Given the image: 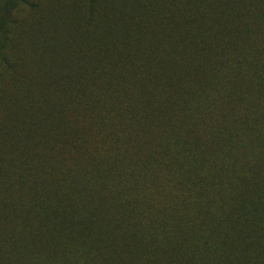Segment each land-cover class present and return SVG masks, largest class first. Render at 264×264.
<instances>
[{
  "label": "rangeland",
  "instance_id": "rangeland-1",
  "mask_svg": "<svg viewBox=\"0 0 264 264\" xmlns=\"http://www.w3.org/2000/svg\"><path fill=\"white\" fill-rule=\"evenodd\" d=\"M12 6L0 264H190L179 243L227 228L264 176V0Z\"/></svg>",
  "mask_w": 264,
  "mask_h": 264
},
{
  "label": "trees",
  "instance_id": "trees-1",
  "mask_svg": "<svg viewBox=\"0 0 264 264\" xmlns=\"http://www.w3.org/2000/svg\"><path fill=\"white\" fill-rule=\"evenodd\" d=\"M12 1L0 0V30L6 24V18L13 10ZM136 11L135 9L134 12L136 13ZM0 60L14 69L15 64L9 60L7 55H2ZM29 124H31L29 129L21 135L18 141L20 149L26 147L31 131L35 129L34 121ZM23 166H27L26 162L23 163ZM243 176L249 180L248 183L256 178L258 192L254 203L249 206L248 192H243L242 195L230 201L233 212L229 215L227 228H223L221 219L220 223L212 228L207 240L200 236L196 240L189 238L185 239L183 243H179L177 248L186 252L183 255H186L190 264H252L258 258H262V264H264V176H259L254 172L246 173ZM28 177L29 174L21 175V180L25 182ZM9 178L10 175H7L6 179ZM40 184L42 185V183ZM250 186L248 184L246 188ZM255 222H263V226L250 229ZM229 234H234L239 238V246L233 247V244L225 240Z\"/></svg>",
  "mask_w": 264,
  "mask_h": 264
}]
</instances>
